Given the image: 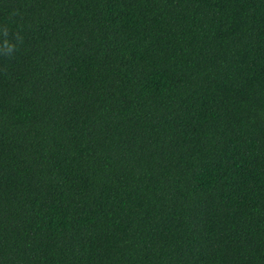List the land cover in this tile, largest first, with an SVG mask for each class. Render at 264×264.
I'll list each match as a JSON object with an SVG mask.
<instances>
[{"label":"trees","instance_id":"1","mask_svg":"<svg viewBox=\"0 0 264 264\" xmlns=\"http://www.w3.org/2000/svg\"><path fill=\"white\" fill-rule=\"evenodd\" d=\"M4 29L0 264H264V0H0Z\"/></svg>","mask_w":264,"mask_h":264},{"label":"clouds","instance_id":"2","mask_svg":"<svg viewBox=\"0 0 264 264\" xmlns=\"http://www.w3.org/2000/svg\"><path fill=\"white\" fill-rule=\"evenodd\" d=\"M2 36H3V40H2L3 45L7 48V51L6 52L0 51V56L10 57L17 50V44L12 43L8 39L7 29L3 30ZM16 40L22 43V37H20L19 35L16 36Z\"/></svg>","mask_w":264,"mask_h":264}]
</instances>
